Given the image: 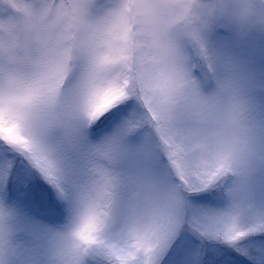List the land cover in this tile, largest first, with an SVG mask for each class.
Segmentation results:
<instances>
[{"label": "snow or ice", "instance_id": "obj_1", "mask_svg": "<svg viewBox=\"0 0 264 264\" xmlns=\"http://www.w3.org/2000/svg\"><path fill=\"white\" fill-rule=\"evenodd\" d=\"M187 18L185 0H0V264H41L33 231L67 264H264V173L174 120Z\"/></svg>", "mask_w": 264, "mask_h": 264}, {"label": "clouds", "instance_id": "obj_2", "mask_svg": "<svg viewBox=\"0 0 264 264\" xmlns=\"http://www.w3.org/2000/svg\"><path fill=\"white\" fill-rule=\"evenodd\" d=\"M185 4L188 18L180 26L182 50L196 64L195 85L189 82L183 89L174 120L187 135L214 149L228 145L250 171L264 173V98L210 39L220 23L264 27V0H185ZM199 37L204 38L206 52L196 42ZM41 264L67 261L49 255Z\"/></svg>", "mask_w": 264, "mask_h": 264}, {"label": "rangeland", "instance_id": "obj_3", "mask_svg": "<svg viewBox=\"0 0 264 264\" xmlns=\"http://www.w3.org/2000/svg\"><path fill=\"white\" fill-rule=\"evenodd\" d=\"M213 44L228 58L233 60L242 71L247 84L254 86L257 95L264 98V27L249 25L236 27L231 24H217L210 33ZM37 220H45L35 213ZM35 247L33 257L44 259L50 255L46 237L39 232H32Z\"/></svg>", "mask_w": 264, "mask_h": 264}, {"label": "trees", "instance_id": "obj_4", "mask_svg": "<svg viewBox=\"0 0 264 264\" xmlns=\"http://www.w3.org/2000/svg\"><path fill=\"white\" fill-rule=\"evenodd\" d=\"M36 213H39V214H41V217H44V215L42 213H40L39 210H37Z\"/></svg>", "mask_w": 264, "mask_h": 264}]
</instances>
